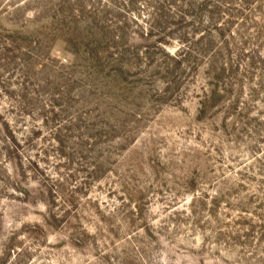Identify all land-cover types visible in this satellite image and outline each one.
<instances>
[{"label":"rangeland","instance_id":"1","mask_svg":"<svg viewBox=\"0 0 264 264\" xmlns=\"http://www.w3.org/2000/svg\"><path fill=\"white\" fill-rule=\"evenodd\" d=\"M0 264H264V0H0Z\"/></svg>","mask_w":264,"mask_h":264}]
</instances>
